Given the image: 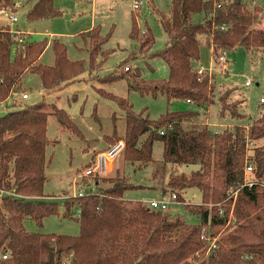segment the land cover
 I'll return each instance as SVG.
<instances>
[{
  "label": "trees",
  "instance_id": "obj_1",
  "mask_svg": "<svg viewBox=\"0 0 264 264\" xmlns=\"http://www.w3.org/2000/svg\"><path fill=\"white\" fill-rule=\"evenodd\" d=\"M28 1L32 2L29 20L63 15L55 0ZM13 4L14 0H0V9ZM161 14L167 40L154 54L168 63V77L144 78L140 67L130 65L110 77H126L129 89L141 93H164L170 104L174 99L196 106L214 101L213 72H199L201 66L194 63L200 57L202 38L215 61L237 46L264 49V27H259L264 5L257 0H171L169 14ZM130 34L138 39L141 52H149L156 40L150 26L140 32L136 14H132ZM78 35L89 49L91 68L96 67L99 53L108 54L103 47L110 33L102 34L98 24ZM48 46L54 53L52 64L40 61ZM85 69L86 61L71 59L61 38L28 39L26 33L0 25V103L9 105L13 92L25 91L20 81L27 70L39 74L49 91L76 80ZM101 93L125 110L124 133L120 135L116 127L105 137L110 145L125 142L120 154L126 164L143 168L153 163L154 142L160 140L164 164L173 169L199 165L189 174H172L162 193L176 194L200 222L190 223L170 209L127 197L126 191L144 185L134 183L126 169L121 173L116 168L114 175H83V193L67 195L63 203L55 195H46L51 112L45 99L13 103L20 106L0 115V264H264V111L250 116L247 125L213 131L196 108H168L151 118L136 112L127 97ZM221 100L223 113L241 115L237 101L229 102L225 94ZM52 107L62 124L77 129L66 109ZM248 165L252 170H247ZM192 186L201 190L202 201L187 205L182 191ZM231 189L238 190L236 198ZM60 213L79 222L78 234L29 231L24 225L28 218L42 225L46 216Z\"/></svg>",
  "mask_w": 264,
  "mask_h": 264
},
{
  "label": "rangeland",
  "instance_id": "obj_2",
  "mask_svg": "<svg viewBox=\"0 0 264 264\" xmlns=\"http://www.w3.org/2000/svg\"><path fill=\"white\" fill-rule=\"evenodd\" d=\"M94 1V0H93ZM136 0H56L63 9V15L55 18L29 20L27 11L32 2L28 0H14L13 8L0 9V25H10L12 29L27 34L28 39L61 38L68 46V55L71 59L86 61V69L77 76L76 80L64 83L61 87L46 90L39 74L27 70L21 78L22 90L29 93L23 104H35L46 100V110L50 111L48 118L47 135L49 143L46 147V181L44 193L55 195L63 203L67 195L76 194L84 187L82 173L85 172L97 151L107 149L110 140L105 134H112L114 129L120 135L125 131V110L118 102L103 93L111 92L128 98L136 112L143 111L151 118H157L168 108L183 109L196 108L201 111L213 131H222L227 126L247 125L250 116L257 117L264 111V49L249 51L244 46H237L225 51V59L215 61L211 48L202 38L200 57L194 63L197 67L212 71L214 74V89L212 103L208 106H196L184 99H174L170 104L167 95L158 93H141L139 90L128 87L126 77L112 79L110 74L122 73L124 65L133 68L140 67L144 78H167L169 65L166 60L155 55L154 51L163 48L167 35L159 20L161 13L169 14L171 0H141L140 8L134 7ZM264 5V0H257ZM76 2V3H75ZM157 8V10L154 8ZM10 14H15L17 20L12 22ZM132 14L137 15L140 32L152 28L155 43L149 52H141L138 39L131 37ZM197 18L199 15L196 16ZM101 26V33H110L104 44L108 54L100 52L97 58L100 61L96 67L90 66L89 49L85 46L80 31L88 30L92 23ZM258 26V25H257ZM261 27V26H259ZM41 62L54 63V53L48 46L42 55ZM250 81V85L246 82ZM226 96L229 102L239 103L240 116H233L229 110L224 113L221 96ZM0 103V115L16 106L12 101ZM53 105L68 111L77 125L74 129L58 119L53 112ZM153 163L143 168L126 164L119 154L113 162L112 169L105 175H114L126 169L136 184H143L126 191V196L133 199L148 201L150 197L162 196V187L167 186L169 177L173 175L189 174L199 167L198 164H184L175 169L171 164H164L163 143L154 142ZM137 167V168H136ZM2 190H0L1 199ZM171 191L165 197H171ZM182 196L187 205L202 201L201 190L197 186L186 188ZM183 203V202H182ZM173 202L170 211L179 213L190 223L200 222V218L189 211L185 204ZM77 210H73V216ZM24 225L29 231L57 232L76 235L80 231L79 222L73 217L60 214H51L44 218L43 224L25 219Z\"/></svg>",
  "mask_w": 264,
  "mask_h": 264
},
{
  "label": "built area",
  "instance_id": "obj_3",
  "mask_svg": "<svg viewBox=\"0 0 264 264\" xmlns=\"http://www.w3.org/2000/svg\"><path fill=\"white\" fill-rule=\"evenodd\" d=\"M141 6V0H136L134 2V7L135 8H140ZM11 21L14 22L17 20V16L15 14H11ZM261 27H264V22L260 24ZM220 60L225 59V53L220 54ZM125 69H128L126 66ZM204 68L201 66L199 68V72H203ZM247 85H250V81L248 80L246 82ZM29 97V93L26 91H16L11 94V101L12 103L20 104L22 103L25 99ZM264 98H262L263 100ZM125 147V142L123 140H118L114 143H112L107 149L100 151L96 154V157L94 159V162L91 166H89L85 172L82 174L83 175H90L92 173H98V174H106L108 171L112 169L113 162L116 159V157L124 150ZM252 165L247 166V170H252ZM83 191L80 190L79 194H82ZM231 196H234L236 198L238 190L237 189H231L230 190ZM148 204L156 209H165L168 210L170 209V205L173 202H178L176 194H171V197H164V198H159V199H151L146 201ZM204 237V236H203ZM214 240L212 241V245L214 246Z\"/></svg>",
  "mask_w": 264,
  "mask_h": 264
},
{
  "label": "crops",
  "instance_id": "obj_4",
  "mask_svg": "<svg viewBox=\"0 0 264 264\" xmlns=\"http://www.w3.org/2000/svg\"><path fill=\"white\" fill-rule=\"evenodd\" d=\"M56 1V0H55ZM75 1V0H74ZM57 3V2H56ZM76 3V2H75ZM92 3H93V6L96 4L95 3V0L93 1L92 0ZM59 6H60V3H57ZM10 16H11V14H10ZM11 18V17H10ZM96 24H93V21H92V23L90 24V26H89V28H88V30L89 29H91L92 27H94ZM12 30H15V29H12ZM84 31H87V29H85ZM80 32H82V31H80ZM79 32V33H80ZM263 98V97H262ZM165 197V195L162 193V196L161 197H157V196H153V197H150V199H148V200H151V199H159V198H164Z\"/></svg>",
  "mask_w": 264,
  "mask_h": 264
}]
</instances>
